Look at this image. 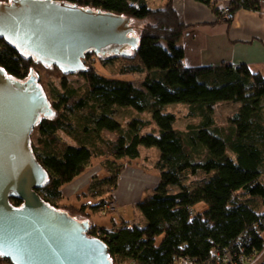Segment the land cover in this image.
I'll use <instances>...</instances> for the list:
<instances>
[{
  "label": "trees",
  "instance_id": "obj_1",
  "mask_svg": "<svg viewBox=\"0 0 264 264\" xmlns=\"http://www.w3.org/2000/svg\"><path fill=\"white\" fill-rule=\"evenodd\" d=\"M55 1L129 17L138 45L136 49L119 47L129 52L119 73L145 76L137 87L120 77L101 75L91 55L100 60L111 56V61L124 57L89 51L85 69L75 73L84 78V84L74 86L68 81L71 74L58 65L43 63L0 37V69L20 81L33 76L53 111L51 116H38L29 137L31 151L46 173L45 182L35 189L40 198L73 217L58 204L61 188L93 158H104L113 178L120 171L116 160L137 158L140 146L155 147L160 153L159 181L137 204L145 223L101 230L99 237L108 246L110 264H178L184 258L191 264H214L216 252H230L234 264H241L240 255L257 256L264 248V212L248 201L264 200V74L252 72L245 64L184 66V51L177 43L186 25L171 0L156 8L150 0ZM195 1L220 14L214 0ZM228 1L229 10L237 12L257 11L264 0ZM134 21L146 22L138 26L139 33ZM222 101L240 103L228 119L230 136L222 135L215 125L213 108ZM175 103L186 104V116L198 118L197 124L184 131L175 129V114L164 111L166 105ZM114 106L147 112L150 119L134 117L123 130L112 116ZM148 122L156 125L157 133L142 132ZM35 129L38 136L33 143ZM102 131L118 135L111 140L102 137ZM187 173L201 176V182L189 187L183 183ZM9 202L13 207L23 204L15 195ZM199 205L205 208L196 209ZM0 264L13 263L0 255Z\"/></svg>",
  "mask_w": 264,
  "mask_h": 264
},
{
  "label": "water",
  "instance_id": "obj_2",
  "mask_svg": "<svg viewBox=\"0 0 264 264\" xmlns=\"http://www.w3.org/2000/svg\"><path fill=\"white\" fill-rule=\"evenodd\" d=\"M134 24L139 33L141 22ZM0 37L69 74L85 69L89 51L127 57L119 47L138 45L129 17L55 0L0 2ZM41 113L53 111L35 78L12 79L0 69V255L13 264H110L87 217L51 208L35 190L46 180L29 146ZM11 195L23 204L13 207Z\"/></svg>",
  "mask_w": 264,
  "mask_h": 264
},
{
  "label": "rangeland",
  "instance_id": "obj_3",
  "mask_svg": "<svg viewBox=\"0 0 264 264\" xmlns=\"http://www.w3.org/2000/svg\"><path fill=\"white\" fill-rule=\"evenodd\" d=\"M214 1L216 2L217 0ZM165 3V0H150L152 8L163 7ZM220 11H223V9ZM145 23V21H141V25ZM91 57L99 74L109 77H120L131 81L137 87L141 86L145 76L144 73L120 75L119 71L121 67L127 64L125 57L124 59H115L113 61H111L113 58L111 56L102 58L101 60L94 55H91ZM68 81L74 86H82L84 84V78L78 74L69 75ZM57 83L58 78L56 79ZM239 106L240 103L235 101H222L214 105L215 125L222 135L230 136L231 130L228 119L238 110ZM164 111L175 114L176 120L174 122V128L178 130H187L189 126L196 125L198 122V118H188L186 116V104H168L165 106ZM111 113L120 122L123 130L126 129L127 123L134 117H140L145 120L150 119L149 113H138L130 107L114 106ZM142 132L157 133V127L153 123L148 122ZM117 135L118 133L109 131H102L101 133L102 137L111 140L116 139ZM37 136L35 129L32 134L33 143L36 142ZM68 139L69 142L74 141L72 138ZM138 150L139 156L135 159L125 158L115 161V165H120V171L113 178L105 168L104 158H93L90 165L82 173L70 182L64 184L61 188L62 198L58 202L60 208L78 213L82 217H87L91 225L94 223L106 228H113L114 225L120 226L123 224V220L124 222L143 226L145 219L137 208V204L140 202V198L138 197L142 193L145 197L150 195L156 187L160 173L157 167L160 153L155 147L148 148L140 146ZM201 180V176H192L187 173L183 178V183L189 187H194ZM171 191H177V187H171ZM128 194L132 195L136 201H131L129 204L122 202L121 196L124 198ZM263 201L259 198H250L248 203L255 206L257 211L261 213L264 212ZM204 208V205L196 207V209ZM101 210H105L106 214H101ZM102 229L96 227L94 231L97 232ZM89 230L92 231L91 228Z\"/></svg>",
  "mask_w": 264,
  "mask_h": 264
},
{
  "label": "crops",
  "instance_id": "obj_4",
  "mask_svg": "<svg viewBox=\"0 0 264 264\" xmlns=\"http://www.w3.org/2000/svg\"><path fill=\"white\" fill-rule=\"evenodd\" d=\"M171 2L186 25L177 43L184 51L182 62L184 66L245 64L252 72L264 74V1L257 11L238 10L235 20L231 23L217 19L216 13L209 6L195 0H171ZM229 5L228 0L215 2L217 10L228 8ZM129 194L124 198L121 196L122 202L129 204L131 201H136ZM138 198L141 201L145 196L142 193ZM122 222L130 223L123 220ZM93 226L111 229L94 223ZM248 264H264V248L256 256L255 261Z\"/></svg>",
  "mask_w": 264,
  "mask_h": 264
},
{
  "label": "built area",
  "instance_id": "obj_5",
  "mask_svg": "<svg viewBox=\"0 0 264 264\" xmlns=\"http://www.w3.org/2000/svg\"><path fill=\"white\" fill-rule=\"evenodd\" d=\"M220 14H218L216 16L217 19L219 20H223L225 22H233L236 18V12H231L229 10V8H224L223 11L219 12ZM101 214H106L105 210H101L100 211ZM94 233V231H90L89 230V235H91V233ZM101 231H97L95 232V235H91L94 237H98L100 238ZM243 251H241L240 253H242ZM256 259V256L251 257L249 259H246V257L243 256H239L238 258V262L241 264H248V263H253ZM213 263L214 264H234V255L230 252H225L223 255H221L219 252H216L214 257H213ZM178 264H191V261L188 258H184L181 259L177 262Z\"/></svg>",
  "mask_w": 264,
  "mask_h": 264
}]
</instances>
